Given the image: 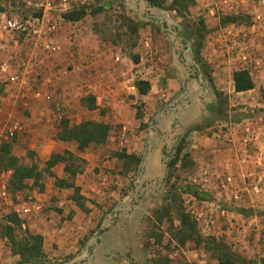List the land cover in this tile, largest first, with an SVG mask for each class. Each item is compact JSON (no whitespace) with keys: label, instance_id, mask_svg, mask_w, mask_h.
Here are the masks:
<instances>
[{"label":"crops","instance_id":"0c3cea01","mask_svg":"<svg viewBox=\"0 0 264 264\" xmlns=\"http://www.w3.org/2000/svg\"><path fill=\"white\" fill-rule=\"evenodd\" d=\"M47 1L52 2L54 10L49 14L58 23L57 40L61 50L55 56H50L43 49L32 44L9 43L7 38L0 34V66L7 65L9 73L17 75L21 79L18 85L10 84L6 75L0 72V90L2 88L5 95L0 94V99L11 100L14 108L9 115L13 116V122L20 125L21 130L18 134L28 133L33 137H41V139L37 137L29 145L31 150L38 153V156L46 147L58 150V146L62 149L71 146L72 152L79 153L85 166L83 165L77 172L73 185L78 189L84 203L83 208L80 209L73 201L74 187L59 188L53 185L56 179H67V175L64 173L65 163H59L50 170L53 176H44L43 174V179L37 182V191L34 190L36 201H33L34 204L31 203L32 206L29 207V210L33 208L31 210L33 212L26 214L27 229L29 232H35L43 237V250L48 259L52 258L49 253L55 244L57 249L53 251L52 256L68 257L64 263L112 264L110 253L118 250L123 251L131 246L130 231L121 228L123 222L127 220L125 218H132L137 214L143 216L146 209L143 206V201L141 203L139 201L137 205H132L129 208L133 193L126 191V183H128V179H131L130 175L126 176L118 170L116 163L118 158L113 157L105 160L100 157L98 151H105L107 148L115 151L120 149L129 155L139 157L147 151L149 153H147L145 162L146 178L156 179V175H158L161 182L166 181L169 161L166 162L163 153L164 151L169 152L170 149L175 152L177 145L174 143V138L183 134L185 128L199 122L200 117L196 116V107L192 103L196 100L200 103L201 100L163 99L168 94H174L178 89L176 78L167 79L166 84L159 87L156 96L152 95L150 90L145 95H139L136 85L131 83L134 80L131 70L132 67L139 68L140 64L126 58L122 49L111 42L110 35L95 29L94 16L86 15L77 21L62 19V14L72 11L84 0H72L67 5H61L59 0H35L36 3L42 5ZM227 2L224 9L239 15L240 4L241 2L246 3V0H227ZM139 7L141 6L139 5ZM224 9L215 10L211 3V8L208 10L212 16L214 13L217 16L218 10ZM251 11L252 15H260V19L255 20L253 16H250L251 23L244 24L238 20L223 26L224 31L220 32L219 38L221 43L225 42L223 46L226 48L220 49V51L214 49L213 53H209L210 57H207L208 62L214 63L211 65L212 72L210 74L217 86L223 82L221 77H225L222 71H227L229 72L230 86L233 88L232 67L236 68L239 63L240 65L237 67L244 68L243 63L238 59L243 51H247L248 54L244 53V55H251L252 60L258 63L253 66V62L250 60V66L245 69L253 72L259 68L258 70L264 72V0H257ZM54 12L57 13L53 14ZM88 17L90 18L88 19ZM215 19L216 17L213 20ZM231 44L237 46L236 54L233 56L230 52ZM174 51L175 49H171L172 54ZM164 55H161L160 60L163 59L167 64L164 66H168L167 70H172L175 62L177 63V58H172L170 62L167 55ZM176 55L178 57L180 54ZM217 56L223 57L220 64H225V66L217 65L215 62ZM117 58L118 60H116ZM177 65L190 67V63L186 62L183 65L180 63ZM63 71H67V74L65 75ZM136 72L141 74L140 70ZM253 83L254 88L244 93H256L255 90L260 89L258 81L253 80ZM130 93L134 97L142 99H132L129 97ZM87 96L94 98L92 107H89L85 100ZM233 102L237 106L244 103L254 108H264V99H240V101L233 99ZM211 103H215V101ZM208 106L205 109L206 114L210 116L212 112ZM21 111L24 112L26 118L20 115ZM139 111L141 112L139 113ZM184 117H188L187 121L184 120ZM64 122L69 128L79 126L84 122L104 124L109 129L107 139L103 144L91 143L80 152L76 142L61 141L57 138L60 126ZM55 125H58L56 128L58 133L54 131L55 139H50L45 133L49 129L54 130ZM48 133L51 134V131L49 130ZM111 134L114 136L111 137ZM247 134H251L253 139L249 145L250 148L248 146L244 149L241 140ZM143 135L155 137L151 148L140 142ZM196 137L202 139V136ZM199 139L194 138L195 142L191 146L197 150L193 152L194 155L191 153L195 167L190 179L191 184L196 186L198 191L207 198L197 200L193 194H190L188 201H192L191 205L200 203L202 206L199 212L195 213L194 211L197 210L194 209V211H189L190 214L187 213L195 220L196 226L199 219H202L203 232L206 234L215 235L219 229H225L222 231L225 233L230 229L235 232L236 236L244 235L250 230L252 235L255 228V231H260L264 237V225L260 221L262 218H259L257 223L245 225V217L240 212L246 208L264 211V185L261 195L254 197L248 194L249 200L245 196V192L250 191L249 186L247 189L244 188L246 179L248 183L254 182L258 172V161L260 162L264 158V110L257 109L252 116L243 117L238 122L233 123L229 120L226 129L213 132L205 140L200 141ZM171 140L173 142L170 144ZM51 154L57 153H50L43 157L41 155L40 158L46 162ZM255 157H260V159L253 161ZM154 158L158 163L157 166L152 167L151 161ZM140 161L138 168L143 164L141 159ZM105 168L108 170L107 174L103 175L104 178L101 176L105 173ZM202 170L210 172L209 188H201L195 183ZM226 175L233 177L235 188L233 187L231 192L236 191L237 194H241L238 202L232 200L231 193L224 194L219 189L220 176ZM45 177L49 183L42 182ZM107 178V184L103 186L104 179L106 181ZM144 180L145 178H140L142 183ZM31 181L33 182V180ZM51 195H58L64 201V204L61 202L59 205L61 212L58 215L62 217L71 214L62 224L60 216H57L56 212L51 213L57 217L47 220L45 218L47 214L42 215L35 209L37 207L40 210L43 203H39V201H46L51 198ZM214 199L220 201L218 204L221 211L213 209L211 212L212 208L208 209L207 206L209 203H214ZM93 202L107 204L111 207L113 205V212L129 209L127 212L118 214L115 226L100 234L99 242L95 241L93 255L87 257L88 247L94 240L89 239L85 245L82 242L87 236L86 233L95 229L102 211ZM107 208L103 206V210ZM35 219H38L42 224H37ZM1 247L3 250L0 249V264H7L6 248ZM8 254L10 253L8 252ZM11 259L13 262L17 261L12 256ZM214 259L218 264L217 259Z\"/></svg>","mask_w":264,"mask_h":264},{"label":"rangeland","instance_id":"374dc122","mask_svg":"<svg viewBox=\"0 0 264 264\" xmlns=\"http://www.w3.org/2000/svg\"><path fill=\"white\" fill-rule=\"evenodd\" d=\"M256 1L257 0H246V3L241 2V12L239 15L235 13L232 14L229 10L224 9L218 10L219 14L217 16L215 13L212 16L208 10L211 8L213 0H195L194 5L188 7V9H176V11L172 10V0H84L75 8L82 9L85 14L84 17L86 15L94 16L95 29L102 31V33L106 35H110L111 42L122 49L126 58L132 62L137 59V63L140 64V66L139 68L132 67L131 74L134 76V80L131 82L132 84L134 83V85H136L138 81L148 80L150 82H146H148L150 86L149 90L152 95L156 96L159 87H163L167 79L176 78L178 80V89L174 94H168V96L163 99L201 100L200 103L198 100L192 103L196 107V116L200 117L199 122L185 128L183 134L174 138V143L177 146L180 144L183 145V151L179 156V161L176 166L167 168L166 181L161 182L162 180L158 179V175H156V179L153 178L149 180L150 177L146 178L145 162L147 153H149L147 151L141 157L134 155L143 161L140 168L134 167L132 163H126L125 160L117 157L118 154H123V152H125L124 150L120 151V149H117V151H115L107 148L105 151H98L100 157L105 160H109L113 157L118 158L116 162L118 170L126 176L130 175L131 179H128V183H126V191H132L133 193L129 208H131L132 205H137L139 201V203L143 201V206L146 209L143 212V216L137 214L132 218H125L127 220L123 222L121 228H126V230L130 231L131 246L123 251L118 250L119 252L110 253L109 256L111 257L112 264H217L214 256L208 251L207 247L210 243L220 242H223L230 252L240 258L237 264H264V237L260 231L256 232L255 228L252 235L250 234V230L244 235L236 236L235 232H232L230 229L229 232L225 233L222 232L225 229H219L215 235H210L203 232L204 223L200 218L196 226V235L194 234L191 237H187L179 232L180 224L178 221L179 214L183 213L186 215L187 212L190 214L189 211H194V209L197 210L194 211L195 213L199 212L202 206L200 203L191 205L192 201H188V197L192 193L188 192L187 189L189 186L193 187L190 178L195 167L191 158V153L197 150V148H191L195 142L194 138L198 140L199 138L196 136L199 135L202 136V139H199L200 141L205 140V138L211 136L213 132L226 129L229 120L233 123L238 122L241 118L243 119V117L252 116L253 113H256L257 109L261 111L264 110V108H254L244 103L243 105L237 106L233 102V99H239V101L240 99H264V72L258 70L259 68L253 72L245 69V67L250 66V64L243 68L249 72L252 81L255 80L260 83V89H256V93L251 92L248 94L243 92V94H236L233 91L234 88L230 86L229 72L227 71H222L225 77H221L223 82H221L219 86L215 85L213 77H211L212 84L205 78V72L211 73V65L214 64L207 60V57H210L209 53H213L212 51L214 49L220 51V49L226 48L223 46L225 42L221 43L219 38L220 32L224 31L223 26L227 25H223L225 19L238 17L244 24L251 23L250 16L252 17V14H250V12H252V6ZM139 5L141 7H139ZM38 7L39 6L26 5L24 0H0V13L6 16H20L26 13H36L42 9ZM212 7H214L215 10L220 9L216 7L215 4H212ZM51 12H53V10ZM55 13L57 12L53 14ZM215 17L216 19L213 20ZM89 18L90 17H88V19ZM201 23L204 25L203 29ZM182 26L189 27V30L193 31L200 30V32L204 33L203 38L199 39L193 37L188 42H182V39H180L181 36L179 35ZM2 36L6 37L9 43H12L5 34H2ZM171 49H175L173 54L171 53ZM230 49V52H232L231 56L236 54L237 46L231 44ZM177 53L180 54L178 57L176 55ZM164 54L167 55L166 57L170 59V62L172 58L175 57L177 58L178 64L180 63L183 65V63L186 62L190 63V67H182L175 62L174 68H172V70H167L168 66L164 67L167 64L163 59L160 60L161 55ZM215 58L217 65L220 67L225 66V64H220V62L223 61V57L217 56ZM239 65L238 63L236 68L232 67V79L234 71L241 69L237 67ZM252 65L256 66L254 63ZM137 70H140L141 74L137 73ZM0 94L5 96L2 88ZM165 95H167L166 92ZM129 97L132 99H142L136 98V96L134 97L132 93L129 94ZM219 99L223 101L219 106L225 113V117H219L218 119L209 118L210 116L206 114L205 108L207 105H210L212 101H215L218 105ZM13 108L11 100L0 99V172L9 171L4 168L6 164L3 159L9 156L16 158L17 164L19 165H36L39 170H42V172L44 171V176H49V174L44 170L46 166L45 162L40 158L41 155L43 157L50 153L60 154L64 157L66 165L73 163L74 167L79 169L85 164L77 151H71V146H66L64 149L58 146V150H51L49 147H46L38 156V153L31 150L29 146L38 136L33 137L28 133L18 134L21 129L15 132L11 139H7L6 131L15 123L13 122V116L9 115L13 112ZM140 112L141 111H139V113ZM20 115L26 118L23 111H21ZM187 119L188 117H184V120L187 121ZM57 127L58 125H55L54 130L49 129L51 134L48 133V130L45 135L50 139H55L54 135L58 133ZM110 136L113 137L114 134ZM38 138L41 139V137ZM141 138L140 142L149 145L150 147L148 148L153 146V139L155 137L143 135ZM172 142L173 140H171L170 144ZM67 150L71 151L70 153L72 154L73 160L69 159V156L65 154ZM163 154L166 158V162H170L175 157L173 149H170L169 152L164 151ZM185 154H188L189 157H185ZM76 157L82 159L83 163L79 162ZM157 163V160L154 158L151 161L152 167L157 166ZM125 166H128V168ZM105 170V173L102 174L101 177L107 174L108 169L105 168ZM154 175L153 173V176ZM168 175L170 178H168ZM66 177L67 179L65 180L73 184L74 180H70L68 175ZM141 177H143V179L145 178L143 183L140 181ZM41 179H43V174ZM107 181L108 178L106 181L104 180L103 186L107 184ZM42 182L49 183L47 177H45ZM25 184L27 187L24 191L16 194H12L9 191L8 184L10 199L7 204H2L0 206V227L5 225L11 226L10 221L14 216L20 220L21 227L14 233L16 239L24 237L25 231L36 234L35 232H29L27 229L26 214L32 213L33 211L31 210L33 208L30 209L29 212H26V210L32 206L31 203L34 204L33 201H36L34 190L37 191V183L35 184L31 180H26ZM53 185L56 186V182H54ZM245 196L247 200H249L247 193H245ZM50 197L51 198L46 201L40 200L39 203H43V206H41L42 208L40 210L36 211L41 212L42 215L47 214L45 216L47 220L60 216L62 224L71 214H66V216L62 217L58 215L60 214L59 212H61V206L59 205L61 202L64 204V201H62L58 195H51ZM93 203L95 206H99L102 211L95 229L90 232L88 231L86 233L87 236L84 237L82 242V244L85 245L89 239L94 240L88 247L87 257L93 255L95 241L97 243L99 242L100 234L115 226L118 220V214L127 212L129 209L126 208L122 211L113 212V205L111 207L109 205L107 206V204ZM103 206L108 208L103 210ZM51 212H56L57 216L53 215ZM240 212L245 217V225H249L253 222L257 223L259 218H262L260 221L261 224L264 225V211L246 208L242 211L240 210ZM212 216L214 217V214ZM246 219H248L249 222L246 221ZM35 220L37 224H42L38 219ZM216 226L218 227L217 224ZM195 236L201 237V242L199 244L197 241L193 242L196 240ZM0 245L6 248V255H4L7 257V264H16L20 260L18 255L12 254L7 239L0 237ZM1 246L0 249L3 250ZM56 249L57 246L53 244L49 253L52 257L51 259H48L46 252L43 250L47 264L77 263H64L68 257L52 256V254H54L53 251ZM8 252L10 254H8ZM9 255L17 259V261L13 262V258L11 259Z\"/></svg>","mask_w":264,"mask_h":264},{"label":"trees","instance_id":"16d2710c","mask_svg":"<svg viewBox=\"0 0 264 264\" xmlns=\"http://www.w3.org/2000/svg\"><path fill=\"white\" fill-rule=\"evenodd\" d=\"M195 0H172L173 11L179 9H188V7L194 5ZM84 12L82 9H73L70 12H66L62 14V19L65 21H77L80 18L84 17ZM240 21L241 19L236 18H226L223 25ZM202 29L204 28L203 23H201ZM179 35L182 38V42H188L191 38H203L204 33L198 31L189 30V27L182 26L179 32ZM198 59V56H197ZM133 62L137 63V59ZM205 78L209 83L212 84L211 74L205 72ZM137 92L139 95H145L150 89L148 82L146 81H138L136 83ZM233 88L235 93H243L250 91L254 88V83L250 77V74L245 69H238L233 73ZM214 90V87L212 86ZM93 97H86L85 100L88 103L89 107H92ZM223 102L219 99L218 105L216 103H211L208 107L212 112L211 118L218 119L219 117H225V113L220 109L219 104ZM210 123V122H209ZM108 127L101 123L94 122H84L76 127H68L67 123L64 122L60 126V132L58 134V139L61 141H74L77 144L78 151H83L85 147L89 144H103L107 139ZM183 151V145L180 144L176 147L175 157L173 160L169 162V168L176 166L179 161V156ZM66 155L69 156V159L73 160L72 154L68 151L65 152ZM185 157H189L188 154L184 155ZM118 158H121L126 161V163H132L134 167H138L140 164V159L135 157L134 155H129L123 152V154H118ZM5 162L4 168L6 170L11 171V176L9 180V191L12 194H16L24 191L27 187L25 184L26 180H33L34 183H37L42 178V174L44 171L39 170L36 165L24 166L17 164V159L14 157L3 158ZM79 162L83 163V160L76 157ZM59 163H65V159L60 154H52L49 159L45 162V171L50 176H53L50 170ZM129 166V165H128ZM128 166H125L128 168ZM131 169V168H130ZM79 168H75L73 163L70 165H66L64 167V173L68 175L69 179L74 180ZM46 173V172H45ZM168 178L170 176L168 175ZM56 186L61 188H73L74 185L71 182L66 181L65 179H56ZM188 187V192H191L197 200H205L207 197L198 191L196 186ZM73 201L76 205L82 209L83 201L79 195V191L74 187V196ZM242 211V210H241ZM178 221L180 224L179 232L183 233L187 237H191L196 232V222L195 220L186 213V215L179 214ZM11 226L5 225L0 227V237L8 240L10 244V250L13 255L19 256V261L16 264H47V260L45 254L43 253V237L39 234H31L25 231L24 237L20 239H16L14 233L19 230L20 220H18L15 216L10 221ZM196 235V234H195ZM196 242L199 244L201 242L200 236H195ZM208 251L212 253L214 258L217 259L218 264H237L240 259L238 256L234 255L229 251L228 247L223 243H210L207 247Z\"/></svg>","mask_w":264,"mask_h":264},{"label":"built area","instance_id":"2783aa9c","mask_svg":"<svg viewBox=\"0 0 264 264\" xmlns=\"http://www.w3.org/2000/svg\"><path fill=\"white\" fill-rule=\"evenodd\" d=\"M72 0H59V3L61 5H67ZM26 5L29 6H39L38 8H42L39 12L36 13H30V14H23L20 16H6L3 13H0V33L5 34L9 41H12L13 44L16 45H23V44H32L33 46L37 48H41L50 56H55L58 52H60L61 48L59 45V42L57 40L58 35V23L55 21L53 17L50 16V12L53 9L52 2H46L43 5L38 4L35 2V0H24ZM35 2V3H34ZM227 0H213L212 4H215L218 8H223L227 6ZM58 4V5H60ZM255 20L260 19V15L253 14L252 15ZM244 53L248 54L247 51H243L240 53L238 59L241 63H243L244 66H247L250 64V60H252L251 55H244ZM118 60V58L116 59ZM252 62L256 65V61ZM246 68V67H245ZM0 72L2 74H5L7 77V81L10 84L18 85L20 84V78L17 75L10 74L7 68V65L3 64L0 66ZM64 74H67V71H63ZM20 130V125L15 122L7 131H6V137L7 139H11L15 132ZM252 135L247 134L243 137L241 140V145L244 149H246L249 145L252 143ZM250 148V146H249ZM248 155V153H246ZM260 157H255L253 161L259 160ZM258 172L256 173L254 182L248 183V180L246 179L244 181V188L247 189L249 186V192H245L247 194L253 195L254 197H258L261 195V191L263 189L264 185V158L258 161L257 164ZM11 171H2L0 172V206L2 204H7L10 199V194L8 191V184L10 179ZM198 181H195V183L200 186L201 188H209L210 184V172L207 170H202L198 176ZM105 180V179H104ZM219 181V179H218ZM219 189L221 193H231L232 200L234 202L240 201V195L237 194L236 191L231 192L233 186V177L226 175V176H220L219 181ZM235 188V187H234ZM247 191V190H246ZM220 202L217 199H214V203H209L208 209L212 208L215 211H221L220 205L218 204ZM36 210H38L37 207H35ZM24 211V210H23ZM30 210H26V212H29ZM208 211V210H207Z\"/></svg>","mask_w":264,"mask_h":264}]
</instances>
